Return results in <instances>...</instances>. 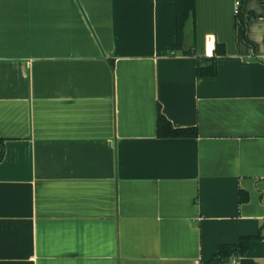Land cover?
I'll list each match as a JSON object with an SVG mask.
<instances>
[{"label":"crops","instance_id":"0c3cea01","mask_svg":"<svg viewBox=\"0 0 264 264\" xmlns=\"http://www.w3.org/2000/svg\"><path fill=\"white\" fill-rule=\"evenodd\" d=\"M263 54L264 0H196L183 50L176 0H0V264H264Z\"/></svg>","mask_w":264,"mask_h":264},{"label":"trees","instance_id":"16d2710c","mask_svg":"<svg viewBox=\"0 0 264 264\" xmlns=\"http://www.w3.org/2000/svg\"><path fill=\"white\" fill-rule=\"evenodd\" d=\"M196 0H176V48L183 50L185 28L187 22L195 14ZM241 12L238 14L240 15ZM222 51L217 48L216 53ZM224 52V51H223ZM197 74L203 77H212L217 74L216 56L199 58L197 64ZM157 133L160 137H194L198 135L197 129L194 127L176 128L167 119V117L158 110ZM0 138V142H1ZM247 197L241 196V201H245ZM252 237L243 236L238 243L223 244L220 246L217 255L227 262L232 258H236L240 264H259L252 258L246 257V252Z\"/></svg>","mask_w":264,"mask_h":264},{"label":"built area","instance_id":"2783aa9c","mask_svg":"<svg viewBox=\"0 0 264 264\" xmlns=\"http://www.w3.org/2000/svg\"><path fill=\"white\" fill-rule=\"evenodd\" d=\"M242 3H243V0H235V13H236V15H238L241 12ZM214 46L215 45H214L213 40L211 38L208 39L206 46H205L206 53L208 55H213ZM261 61L264 63V54L261 56ZM263 233H264V225H263ZM263 238H264V236H263Z\"/></svg>","mask_w":264,"mask_h":264}]
</instances>
